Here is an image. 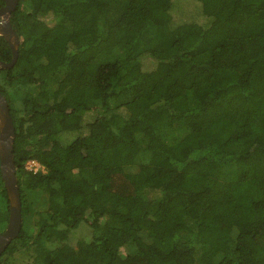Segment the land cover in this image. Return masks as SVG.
<instances>
[{
  "label": "trees",
  "instance_id": "16d2710c",
  "mask_svg": "<svg viewBox=\"0 0 264 264\" xmlns=\"http://www.w3.org/2000/svg\"><path fill=\"white\" fill-rule=\"evenodd\" d=\"M10 21L22 227L0 264H264V0H19Z\"/></svg>",
  "mask_w": 264,
  "mask_h": 264
},
{
  "label": "water",
  "instance_id": "95a60500",
  "mask_svg": "<svg viewBox=\"0 0 264 264\" xmlns=\"http://www.w3.org/2000/svg\"><path fill=\"white\" fill-rule=\"evenodd\" d=\"M10 0H4L7 4ZM18 2V0H11ZM8 9L1 10L0 16L7 13ZM2 25V26H1ZM0 37L5 38L12 52V61H0V70L12 68L19 56L20 38L8 19L0 22ZM15 128L6 98L0 91V169L5 189L10 201V220L7 229L0 235V255L4 253L13 240L18 238L22 227V203L19 185L16 177L14 161Z\"/></svg>",
  "mask_w": 264,
  "mask_h": 264
},
{
  "label": "rangeland",
  "instance_id": "374dc122",
  "mask_svg": "<svg viewBox=\"0 0 264 264\" xmlns=\"http://www.w3.org/2000/svg\"><path fill=\"white\" fill-rule=\"evenodd\" d=\"M84 228L87 230L86 226L83 225V223L80 225V227L74 231V233L71 235V238H70V241L72 244H76L79 240V238H83L85 239V236H87L89 234V230H87L85 232ZM231 229H232V223H226L224 225V230L226 232H231Z\"/></svg>",
  "mask_w": 264,
  "mask_h": 264
},
{
  "label": "flooded vegetation",
  "instance_id": "af4514ba",
  "mask_svg": "<svg viewBox=\"0 0 264 264\" xmlns=\"http://www.w3.org/2000/svg\"><path fill=\"white\" fill-rule=\"evenodd\" d=\"M19 5V0L17 3H15V1H9V3H5L4 0H0V11L1 10H5V9H8L7 13H3L1 14L0 16V22H6L8 19L11 18V14L17 9ZM2 26V25H1Z\"/></svg>",
  "mask_w": 264,
  "mask_h": 264
},
{
  "label": "built area",
  "instance_id": "2783aa9c",
  "mask_svg": "<svg viewBox=\"0 0 264 264\" xmlns=\"http://www.w3.org/2000/svg\"><path fill=\"white\" fill-rule=\"evenodd\" d=\"M27 166L29 169H34L36 171L40 168V166L36 162H29Z\"/></svg>",
  "mask_w": 264,
  "mask_h": 264
}]
</instances>
